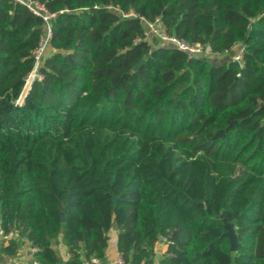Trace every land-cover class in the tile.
<instances>
[{"label":"trees","instance_id":"16d2710c","mask_svg":"<svg viewBox=\"0 0 264 264\" xmlns=\"http://www.w3.org/2000/svg\"><path fill=\"white\" fill-rule=\"evenodd\" d=\"M40 1L51 35L22 99L43 22L0 0L3 232L40 264L61 263L58 237L64 264L103 259L111 228L129 264L159 241L158 264H264V0ZM139 16L204 52L151 41Z\"/></svg>","mask_w":264,"mask_h":264},{"label":"built area","instance_id":"2783aa9c","mask_svg":"<svg viewBox=\"0 0 264 264\" xmlns=\"http://www.w3.org/2000/svg\"><path fill=\"white\" fill-rule=\"evenodd\" d=\"M18 3L22 4L24 7H26L30 12L38 15L42 22L44 27V33L39 39L38 45L33 49L32 56H33V67L28 76L25 79L24 87L22 90V96L21 98L25 97V94L28 93L29 87L34 79L41 78V74L38 71V67L41 63V60L46 53L48 40L50 38L51 32H50V21L52 17L54 16V13L51 12L48 7L40 0H15ZM122 16H137L132 10L129 12H121ZM140 20L142 21L145 32L147 36L149 37L152 35L160 44L168 45L175 47L176 49H179L181 51H184L188 54H202L204 52V47L200 43H188L186 40H184L181 37H178L173 34H168L166 32V28L164 24L161 22L160 18L157 16L154 18V20H145L141 16H139ZM232 58L234 60H241L242 58V49L238 50L236 53L232 55ZM0 236L4 237L5 239L11 240L13 239L15 241L16 234L13 231H10L8 233H4L3 229L0 227ZM16 242V241H15ZM17 243V242H16ZM29 243V242H28ZM29 249L31 252L36 251V247L31 246L29 243ZM88 262L92 264H129L127 263L121 253H116L115 257L111 261H105L102 258L99 257H92L89 261L84 260L83 264H87ZM30 264H40V262L34 258L31 259ZM140 264H158V262L152 261H141Z\"/></svg>","mask_w":264,"mask_h":264},{"label":"crops","instance_id":"0c3cea01","mask_svg":"<svg viewBox=\"0 0 264 264\" xmlns=\"http://www.w3.org/2000/svg\"><path fill=\"white\" fill-rule=\"evenodd\" d=\"M148 38L151 41L157 42V40L152 35H150ZM14 238L15 241L17 242L18 250L15 254L8 256L2 252L1 248L2 246L7 245L9 240L0 236V264H30L31 259L33 257H32V252L29 249V243L27 239L23 236H18L17 234ZM52 247L57 253L58 257L61 259V263L59 264H64V261L68 257V252L66 249V245L62 242L60 237H58L53 241ZM165 248L166 246L163 243V241H159L158 243H156L152 255V260L158 262ZM116 253H118L116 248V230L114 228H111L110 231L108 232L107 246L105 249V254L103 259L105 261H111L115 257Z\"/></svg>","mask_w":264,"mask_h":264},{"label":"water","instance_id":"95a60500","mask_svg":"<svg viewBox=\"0 0 264 264\" xmlns=\"http://www.w3.org/2000/svg\"><path fill=\"white\" fill-rule=\"evenodd\" d=\"M143 62V60H140L136 65H135V68L139 67V65ZM29 94H25V97H28ZM23 99V98H22ZM61 220H63V216L60 217ZM226 232L224 233L225 236H227L228 238V241H229V247H230V250H235L236 249V240H235V237H234V232H233V228L230 224H226Z\"/></svg>","mask_w":264,"mask_h":264},{"label":"rangeland","instance_id":"374dc122","mask_svg":"<svg viewBox=\"0 0 264 264\" xmlns=\"http://www.w3.org/2000/svg\"><path fill=\"white\" fill-rule=\"evenodd\" d=\"M223 59V58H222ZM221 58H219V59H212V60H214V61H220V60H222Z\"/></svg>","mask_w":264,"mask_h":264}]
</instances>
